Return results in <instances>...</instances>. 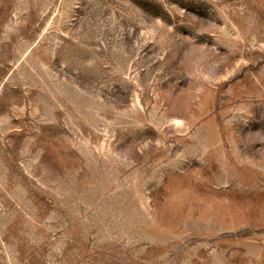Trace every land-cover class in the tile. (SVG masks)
Segmentation results:
<instances>
[{
	"label": "rangeland",
	"instance_id": "374dc122",
	"mask_svg": "<svg viewBox=\"0 0 264 264\" xmlns=\"http://www.w3.org/2000/svg\"><path fill=\"white\" fill-rule=\"evenodd\" d=\"M0 264H264V0H0Z\"/></svg>",
	"mask_w": 264,
	"mask_h": 264
}]
</instances>
